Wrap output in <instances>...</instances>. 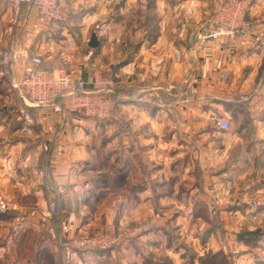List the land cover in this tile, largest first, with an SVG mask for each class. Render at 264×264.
Returning a JSON list of instances; mask_svg holds the SVG:
<instances>
[{
  "label": "crops",
  "instance_id": "1",
  "mask_svg": "<svg viewBox=\"0 0 264 264\" xmlns=\"http://www.w3.org/2000/svg\"><path fill=\"white\" fill-rule=\"evenodd\" d=\"M78 1L61 0L62 18L48 25H37L33 2L25 4L28 27L21 46L40 54L44 68L70 58L71 76L86 82L97 69L111 72L112 115H76L67 98L30 108L4 104L0 264H154L162 257L168 264H202L207 252L224 244L226 264L264 261V205L243 204L264 191L258 175L264 173V0H250L253 23L244 33L209 37L197 51L196 36L222 0H160L163 9L182 13L180 20L168 18L167 32L163 24L153 41L123 38L113 53L96 32L86 37L92 23L87 10L73 14ZM192 10L196 19L187 14ZM8 14L9 0H0L3 48L12 40L3 21ZM173 26L178 36L168 35ZM9 87L1 83L0 94L11 97ZM221 111L239 119L242 129H220L213 118ZM227 180L237 186L234 199L215 207L209 197ZM119 198L128 203L127 214ZM52 200L59 207L55 216L49 212ZM248 231L259 232L258 243L240 237ZM102 232L115 236L112 249L72 245Z\"/></svg>",
  "mask_w": 264,
  "mask_h": 264
},
{
  "label": "built area",
  "instance_id": "2",
  "mask_svg": "<svg viewBox=\"0 0 264 264\" xmlns=\"http://www.w3.org/2000/svg\"><path fill=\"white\" fill-rule=\"evenodd\" d=\"M32 1L37 14L38 24H46L60 20L63 16L60 7L61 0H9L11 42L0 48V67L2 75L13 90L14 94L26 107L33 104H47L60 98H67L66 107L79 116H91L99 119L112 115L111 93L116 84L111 72L102 75L97 69L90 82L71 76L69 67L71 59L64 57L58 68L41 67L43 59L40 54H30L28 48L21 46L28 27V16L24 10L25 4ZM250 0H224L218 4L215 15L209 19L210 25L203 27L194 41L193 49L202 50L207 45L209 37L232 35L234 38L244 33L252 26L247 18L250 10ZM104 25L99 31H104ZM75 41L70 40L68 46L75 49ZM264 55V50L261 52ZM229 77V72L221 74L222 79ZM247 99L246 95H242ZM230 120L221 117L217 121L220 129L229 130ZM231 182L226 184V194L230 192ZM58 203L49 202L51 216L58 214ZM116 238L111 232L86 235L75 239L72 245L78 249H104L114 247Z\"/></svg>",
  "mask_w": 264,
  "mask_h": 264
},
{
  "label": "rangeland",
  "instance_id": "3",
  "mask_svg": "<svg viewBox=\"0 0 264 264\" xmlns=\"http://www.w3.org/2000/svg\"><path fill=\"white\" fill-rule=\"evenodd\" d=\"M173 1H175V0H170V5L173 4ZM223 1L224 0L220 1L219 4L222 3ZM159 2H160V0H79L78 2H76L77 3L76 8H74L76 13H73V14L79 15V14H81L87 10L88 11L87 16L90 15V17H88V20H90V22L92 24L90 25L88 32H86V37L88 38L91 36L92 32H94V33L96 32V34L98 36H100L99 38H102L100 40L104 41L103 44L107 45L106 49L107 50H113L112 51V53H113L115 51V49H117L120 46L121 43L122 44L125 43L123 41V38H127V40L130 41V37L134 36L135 39H133V40L135 41V40L140 39L141 37H144V36L146 37L148 34V28H147V25L143 26L142 23L145 22L146 18H149L150 16H152L153 19L156 20V23L159 26V33L162 30L163 24H165V26L167 27L168 18H171V20H174L176 22H178V20H180V19H178V17H181L182 13L180 14L175 9H173V10L163 9L161 2H160L161 5H159V6L157 5V3L159 4ZM187 12H188L187 14H191L189 16V18H192V19L197 18L196 14L193 15L194 14L193 10H192V12H189V11H187ZM182 18H184V17L182 16ZM247 18L250 20L253 19L250 11L247 13ZM3 21L5 22L6 25L8 24L10 27V14L5 16ZM199 21H201V20H199ZM251 23H253V22H251ZM101 24H103L104 28H105V30L102 32L99 31V26ZM2 27L3 26L1 24L0 28L2 29ZM6 29H4V30H6ZM167 29H168V27L165 28V33L167 32ZM168 35L178 36V28H175L173 26L171 31L168 32ZM3 37H4V34H3V36H0V38H2L1 44L3 43ZM121 41H123V42H121ZM3 45H1L0 48H3L2 47ZM100 46L102 47V43ZM263 50H264V48L261 49V52ZM101 59L102 58H99L100 64L102 63ZM100 71H102V70H100ZM3 82L5 84H7V82L4 80V76L2 75V70L0 67V84ZM9 92H10L9 94H11V97H5V96H2L4 94H2V95L0 94V114L3 112L4 109H6L3 107V106H5L4 105L5 103L10 104L12 101H15L17 103H21L19 101V99L17 98V96L14 94L13 90L10 91V89H9ZM221 112L222 113H219L218 116H214L213 120H215L216 117H218V118L227 117L231 122L230 123L231 124L230 125V132H232V133L236 132L237 133L239 129H242V127H240L241 121L239 119L233 118L231 115L227 114L225 111H221ZM245 127H247V130H245V131L250 130L249 126L246 125ZM262 141L264 142V140H262ZM252 145H253V143H249V145L247 146V151L249 152V155L253 152L252 151ZM261 147H262V145L259 144V148H258L259 151L261 150ZM251 156L254 157L253 155H251ZM241 160H245V157L243 156L241 158ZM260 163H262V161H260ZM255 164H256V162H255ZM249 169H252V168H249ZM256 170L260 171L259 167H257ZM245 174H244V176H246L247 178L243 176L244 180L248 179L249 174H250V176L253 175L251 171L248 172L246 175ZM258 175H260V177L264 178L263 172H260V174H258ZM252 178L253 177H251L248 181H250ZM228 182H231L232 186H231L230 192L228 194H226V184ZM248 187H249L248 185L245 186V188H248ZM236 188H237V186L235 185L233 180H227V181H225L224 186L221 188L222 190L220 189L222 194H221V192L214 193V197H213V195H211V198L209 197V200L211 201V203H213V202L215 203V207L222 204V199L226 200V202H229V200L234 199L232 194L234 193ZM239 191H240V189L238 188V192ZM243 197H242V199H243ZM213 198H214V200H213ZM248 198H250V199H248V201H246V203H243V201L241 199V201L244 205H247V206L253 207V208L258 207L260 205H264V191L255 192L254 194H251ZM119 201L121 204L123 214H127L129 211L128 210L129 209L128 203L126 202V200H124L122 198H119ZM260 216L262 217L261 223L264 224V220H263L264 215L261 214ZM226 249H227V244H224L222 246V250L227 251Z\"/></svg>",
  "mask_w": 264,
  "mask_h": 264
},
{
  "label": "trees",
  "instance_id": "4",
  "mask_svg": "<svg viewBox=\"0 0 264 264\" xmlns=\"http://www.w3.org/2000/svg\"><path fill=\"white\" fill-rule=\"evenodd\" d=\"M142 25H147L148 28V34L147 37L153 41L156 39V37L159 35V26L156 23V20L153 19L152 16L149 18H146V21L142 23ZM91 37V41H92ZM41 67H43V61L40 64ZM5 80V78H4ZM6 81V80H5ZM7 82V81H6ZM240 237L246 242V243H258L260 239V234L257 231H248L244 234H240ZM161 261H155L153 260L154 264H168L171 263L169 258L162 257L160 259ZM202 264H226L228 262V256L223 252L222 249L217 251H209L207 252L202 258H201ZM257 264H264V261H259Z\"/></svg>",
  "mask_w": 264,
  "mask_h": 264
},
{
  "label": "water",
  "instance_id": "5",
  "mask_svg": "<svg viewBox=\"0 0 264 264\" xmlns=\"http://www.w3.org/2000/svg\"><path fill=\"white\" fill-rule=\"evenodd\" d=\"M91 43H92V44H96V43H97V38H96V36H93Z\"/></svg>",
  "mask_w": 264,
  "mask_h": 264
}]
</instances>
